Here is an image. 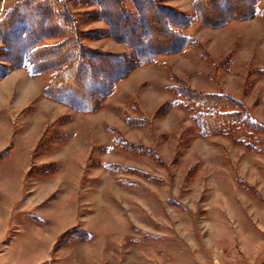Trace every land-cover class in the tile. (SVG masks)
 Instances as JSON below:
<instances>
[{"label":"rangeland","instance_id":"1","mask_svg":"<svg viewBox=\"0 0 264 264\" xmlns=\"http://www.w3.org/2000/svg\"><path fill=\"white\" fill-rule=\"evenodd\" d=\"M20 1L0 0V18ZM162 1L193 14V0ZM257 5L251 20L220 31L194 20L184 31L214 60L199 47L159 57L93 113L43 98L47 74L23 67L0 80V264H264V135L247 150L200 137L186 109L159 110L174 99L167 88L183 83L245 101L264 124ZM78 19L83 32L107 31ZM84 43L130 52L109 36Z\"/></svg>","mask_w":264,"mask_h":264},{"label":"trees","instance_id":"2","mask_svg":"<svg viewBox=\"0 0 264 264\" xmlns=\"http://www.w3.org/2000/svg\"><path fill=\"white\" fill-rule=\"evenodd\" d=\"M257 4L258 0H193V14L189 15L162 0H21L0 18V61L7 64L0 65V80L23 67L33 75L47 74L42 88L45 98L77 113H93L135 68L201 47L184 33L194 20L203 28L223 29L232 22L255 18ZM89 6H95L96 11L72 12ZM78 16L105 22L107 31L83 32ZM107 36L126 45L130 52H103L84 43ZM49 39L56 42L45 43ZM202 52L201 57L210 61ZM258 73L263 76L264 70ZM181 84L167 88L174 99L164 103L160 111L186 109L200 137L221 136L255 150L253 143L258 135H264V124L251 116L241 99ZM142 152L151 155L149 150Z\"/></svg>","mask_w":264,"mask_h":264},{"label":"crops","instance_id":"3","mask_svg":"<svg viewBox=\"0 0 264 264\" xmlns=\"http://www.w3.org/2000/svg\"><path fill=\"white\" fill-rule=\"evenodd\" d=\"M230 25V24H229ZM228 25V26H229ZM226 28V27H225ZM224 29V28H223ZM212 31H220V30H222V29H218V30H214V29H211ZM190 37V36H189ZM193 38V37H192ZM195 39V38H194ZM195 40H197L199 43V45H201V47H199V48H201V50L202 51H207V54L209 55V57H212V58H210V59H215L214 57H215V55H214V53L212 54V53H210L209 51H208V49H207V47H205L204 45H202L203 43L200 41V40H198V39H195ZM206 53V52H205ZM176 55V54H175ZM41 88V89H40ZM43 87H42V85H40V87L37 89L39 92H40V95H42L43 96V94H42V89ZM198 91H200V90H198ZM202 92H204V91H202ZM207 92V91H206ZM32 97V96H31ZM35 96H33V98H34ZM24 98L25 99H27V94L24 96L23 95V102H24ZM43 98H45L44 96H43ZM45 99H47V98H45ZM49 100V99H48ZM244 103H245V105H246V102L245 101H243Z\"/></svg>","mask_w":264,"mask_h":264}]
</instances>
